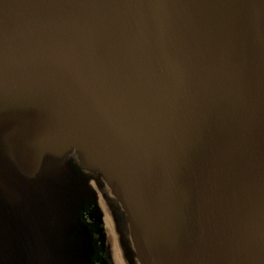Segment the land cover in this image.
Segmentation results:
<instances>
[{
    "label": "water",
    "instance_id": "95a60500",
    "mask_svg": "<svg viewBox=\"0 0 264 264\" xmlns=\"http://www.w3.org/2000/svg\"><path fill=\"white\" fill-rule=\"evenodd\" d=\"M84 172L138 264H264V0H0V264H94Z\"/></svg>",
    "mask_w": 264,
    "mask_h": 264
},
{
    "label": "rangeland",
    "instance_id": "374dc122",
    "mask_svg": "<svg viewBox=\"0 0 264 264\" xmlns=\"http://www.w3.org/2000/svg\"><path fill=\"white\" fill-rule=\"evenodd\" d=\"M90 188L96 195L97 205L103 218L106 249L110 264H136L126 260L122 253V247H124V237L120 227V216L118 215V212L120 211L118 210L120 209V207H118L119 205L116 204L109 189L104 186V184L101 186L94 181ZM115 204L118 208L115 207ZM126 241L128 247H132L128 236Z\"/></svg>",
    "mask_w": 264,
    "mask_h": 264
},
{
    "label": "flooded vegetation",
    "instance_id": "af4514ba",
    "mask_svg": "<svg viewBox=\"0 0 264 264\" xmlns=\"http://www.w3.org/2000/svg\"><path fill=\"white\" fill-rule=\"evenodd\" d=\"M70 158L75 164H77V158H76L75 154H72ZM84 173L88 179L89 187L93 184L94 181H96L101 186L103 185V182L95 174L87 173V172H84ZM116 204H115V207L118 208L119 206L117 207ZM118 210H120L118 212V215L120 217L119 216L118 217L120 220V227L122 229L123 237H124V247H122V253H123L126 260H128L132 263L134 262V263L138 264V262L136 261V259L134 257L133 247H128V245H127V241H126L127 236L129 238L128 226L123 221V214H122L121 209H118ZM84 216H85L87 223H89L91 226H94L93 227L94 240L99 241V244L97 246L99 248V251L97 253L94 264H110L108 252L106 249V237H105L104 228H103V218H102V224H100L99 220H98L99 219L98 214L94 213L93 211H91V212L88 211ZM129 240H130V238H129ZM131 246H132V244H131Z\"/></svg>",
    "mask_w": 264,
    "mask_h": 264
}]
</instances>
